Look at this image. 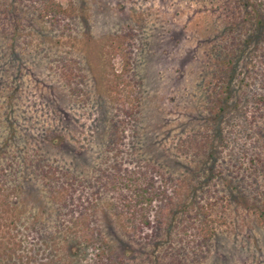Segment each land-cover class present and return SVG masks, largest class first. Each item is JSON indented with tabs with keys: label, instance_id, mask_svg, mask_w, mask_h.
<instances>
[{
	"label": "rangeland",
	"instance_id": "374dc122",
	"mask_svg": "<svg viewBox=\"0 0 264 264\" xmlns=\"http://www.w3.org/2000/svg\"><path fill=\"white\" fill-rule=\"evenodd\" d=\"M53 1L0 0V264H99L82 223L120 264H264V0Z\"/></svg>",
	"mask_w": 264,
	"mask_h": 264
},
{
	"label": "trees",
	"instance_id": "16d2710c",
	"mask_svg": "<svg viewBox=\"0 0 264 264\" xmlns=\"http://www.w3.org/2000/svg\"><path fill=\"white\" fill-rule=\"evenodd\" d=\"M39 1L42 2V4H43V8H42L43 10L42 11L46 15L48 13L50 14L52 12H56V11L61 10V6L59 4L54 3L53 0H39ZM251 14H252V11L249 12L250 16H252ZM252 18H253V16H252ZM252 18H250V21L252 20ZM244 22H246V21H244ZM252 24H253V22H252ZM251 31L253 32V34H247L248 39H249V37H251L252 35L255 34V31L253 30V28H251ZM234 38H236V37H234ZM248 41L249 40H246L245 42L248 43ZM228 58H230V56ZM231 62L232 61H228V64ZM261 72L264 73V67L256 68V70L253 69V75L254 76H256L257 74H260ZM263 73H261V74H263ZM226 95H228L227 96V99H228V97L230 95V91H226ZM224 100H225V98H224ZM224 104L225 103H224L223 99L218 98L214 102V104L211 105V110L216 111V113H217L219 111V109L220 110L222 109ZM123 185H126L125 187L130 188V190L133 188V191H134L133 192V195H134L133 200H130V204H127L128 205L127 210L128 211L131 210L132 215H134L137 218L138 228L141 229L142 226L144 227V226L150 225V221H149L148 216L141 213L140 211L144 210V208H143L144 205H148V203H151L152 198L154 196H152L149 193H152V192H150L148 187H140L137 179L133 178V177L128 178L127 184H123ZM153 193H155V191ZM138 212H140V215H138ZM88 228H89L88 223H82L79 227V229L82 233L81 235L83 236L82 242L84 244H86L87 246L93 247L92 249L96 251L95 253L97 255V259H96L97 263H99V264H110V262H111V264H120V261H119L120 259L118 260V258H116L117 253L110 250V247H108L109 244H107L105 242V240H103L102 237H100L99 234H98V236L93 235L92 232H91L92 234H88ZM203 236L206 239L211 237V232H209V229H207V228L204 229ZM125 251L124 252L126 254H128V251L127 250H125Z\"/></svg>",
	"mask_w": 264,
	"mask_h": 264
}]
</instances>
